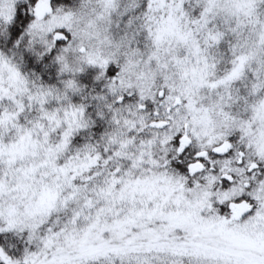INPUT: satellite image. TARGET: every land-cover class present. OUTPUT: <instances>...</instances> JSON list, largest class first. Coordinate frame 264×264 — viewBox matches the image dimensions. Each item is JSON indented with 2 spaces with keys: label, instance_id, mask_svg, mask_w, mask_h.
I'll use <instances>...</instances> for the list:
<instances>
[{
  "label": "snow or ice",
  "instance_id": "obj_1",
  "mask_svg": "<svg viewBox=\"0 0 264 264\" xmlns=\"http://www.w3.org/2000/svg\"><path fill=\"white\" fill-rule=\"evenodd\" d=\"M0 264H264V0H0Z\"/></svg>",
  "mask_w": 264,
  "mask_h": 264
}]
</instances>
